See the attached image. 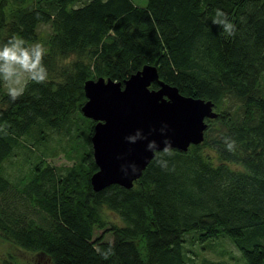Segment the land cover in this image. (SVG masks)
<instances>
[{"label":"trees","instance_id":"obj_1","mask_svg":"<svg viewBox=\"0 0 264 264\" xmlns=\"http://www.w3.org/2000/svg\"><path fill=\"white\" fill-rule=\"evenodd\" d=\"M74 1L0 0V45L11 36L42 43L49 72L47 84H30L14 102L0 81V172L19 137L42 126L75 116L68 137L84 140L61 171L36 155L17 184L0 173V235L53 264H186L185 233L226 234L247 264H264V0ZM217 8L236 25L234 36L212 23ZM40 23L51 27L44 36ZM144 63L181 93L212 100L217 116L206 119L200 143L162 156L166 168L159 150L131 187L94 190L95 121L80 110L83 83L122 82Z\"/></svg>","mask_w":264,"mask_h":264},{"label":"water","instance_id":"obj_2","mask_svg":"<svg viewBox=\"0 0 264 264\" xmlns=\"http://www.w3.org/2000/svg\"><path fill=\"white\" fill-rule=\"evenodd\" d=\"M156 82V87H150ZM82 114L94 120L90 136L97 166L89 177L94 190L109 184L133 185L156 151L187 150L204 138L206 119L217 116L214 102L181 93L144 63L122 82L98 76L83 83ZM157 145L149 150V142Z\"/></svg>","mask_w":264,"mask_h":264},{"label":"rangeland","instance_id":"obj_3","mask_svg":"<svg viewBox=\"0 0 264 264\" xmlns=\"http://www.w3.org/2000/svg\"><path fill=\"white\" fill-rule=\"evenodd\" d=\"M86 1L76 0L72 5L77 6ZM134 1L143 4L145 0ZM50 30L49 23H40L37 27L40 36L46 35ZM2 88L6 91L3 82ZM259 88L264 92V74L260 79ZM75 126L76 118L72 116L71 119L57 128L42 126V132L36 131L33 134H25L19 137L21 144L13 148L11 155L4 160L0 173L7 177L9 182L17 184L21 175L29 174L32 171L33 163L38 161L36 155L42 156L54 166L55 170H63L64 166L72 164L79 158V151L82 149L84 141L82 138L79 137L76 144L68 137L67 130L73 132ZM27 148H32V152ZM29 215L35 218L42 216L36 209H29ZM106 216L111 223L121 224V220L115 212L107 210ZM101 231V229L95 230V235ZM183 236L186 264H247L241 251L226 234H219L204 240L198 238V232L185 233ZM104 237L111 240V232L107 231ZM0 264L53 263L47 257L23 249L0 235Z\"/></svg>","mask_w":264,"mask_h":264},{"label":"clouds","instance_id":"obj_4","mask_svg":"<svg viewBox=\"0 0 264 264\" xmlns=\"http://www.w3.org/2000/svg\"><path fill=\"white\" fill-rule=\"evenodd\" d=\"M212 23L222 27L227 36L235 35L236 25L228 19L227 14L221 9L215 10ZM47 49L40 42L28 45L23 37L11 36L0 45V81L6 89V94L11 101L20 99L29 89L30 84H47L49 72L44 64ZM149 150L155 151L157 145L149 142ZM232 150V145H228ZM157 164L162 168L167 167V162L162 156L173 155L170 145L166 144Z\"/></svg>","mask_w":264,"mask_h":264}]
</instances>
